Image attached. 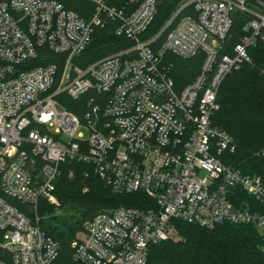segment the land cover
<instances>
[{
	"label": "built area",
	"instance_id": "2783aa9c",
	"mask_svg": "<svg viewBox=\"0 0 264 264\" xmlns=\"http://www.w3.org/2000/svg\"><path fill=\"white\" fill-rule=\"evenodd\" d=\"M90 1L95 11L85 19L55 0H0V264L58 259L59 243L35 214L40 200L58 202L67 160L92 165L114 194L146 197L144 208L95 215L72 244L78 264H152L150 247L176 236L174 221L209 230L251 224L264 241V180L226 163L236 145L213 123L222 83L249 61L257 39L264 41V0H187L150 39L143 35L155 0L123 8ZM189 6L195 14L179 17ZM236 12L252 19L225 54ZM106 27L121 37V49L77 64ZM168 53L204 57L200 74L182 89ZM67 98L83 101L81 116Z\"/></svg>",
	"mask_w": 264,
	"mask_h": 264
},
{
	"label": "trees",
	"instance_id": "16d2710c",
	"mask_svg": "<svg viewBox=\"0 0 264 264\" xmlns=\"http://www.w3.org/2000/svg\"><path fill=\"white\" fill-rule=\"evenodd\" d=\"M65 8L89 19L95 11L90 0H55ZM107 4L123 8L130 0H106ZM157 13L144 33L145 39L158 35L179 7L187 0H155ZM194 15L189 6L179 17ZM252 16L236 12L233 26L224 41L223 53L231 54L242 37L244 28ZM164 32L157 40L160 44ZM264 32V31H262ZM121 37L106 27L97 29L90 48L76 60L85 67L121 49ZM249 61L226 77L218 94L219 110L213 118L214 125L225 130L234 139L236 149L227 153V164L240 168L246 173L255 174L264 180V41L257 39L248 50ZM165 62L171 68L170 74L177 88L182 89L193 82L200 74L204 57L184 60L168 53ZM67 108L81 116L83 101L67 98ZM61 174L56 182L55 195L61 208L72 209L71 219L60 220L58 224L46 223L43 217L55 209L46 200H40L35 216L40 220L41 229L59 243L60 253L54 264H78L73 260L72 244L85 225L100 212L120 206L144 208L146 197L141 194L117 195L94 172L90 164L67 160L60 166ZM73 173L71 177L70 174ZM244 200L252 199L245 195ZM10 201L30 217L29 208L13 199ZM176 236L150 247L148 261L152 264H264V241L258 229L251 224H224L213 230L174 221Z\"/></svg>",
	"mask_w": 264,
	"mask_h": 264
},
{
	"label": "rangeland",
	"instance_id": "374dc122",
	"mask_svg": "<svg viewBox=\"0 0 264 264\" xmlns=\"http://www.w3.org/2000/svg\"><path fill=\"white\" fill-rule=\"evenodd\" d=\"M49 204H51V203H49ZM51 206H53L55 208L53 210V212H51V213H49L43 217V221H46V223H48V224H50V223L58 224L61 219L65 220V221H70L72 215H74V218L77 217L75 212L72 209L61 208L59 201L57 203L51 204ZM71 221L74 222L75 220L72 219ZM84 232H85V230L78 234V239L84 237Z\"/></svg>",
	"mask_w": 264,
	"mask_h": 264
}]
</instances>
